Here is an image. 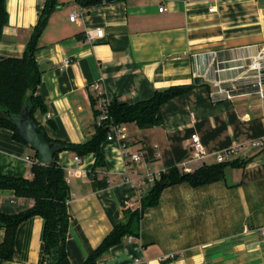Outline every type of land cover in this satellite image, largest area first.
I'll use <instances>...</instances> for the list:
<instances>
[{
	"label": "crops",
	"instance_id": "crops-1",
	"mask_svg": "<svg viewBox=\"0 0 264 264\" xmlns=\"http://www.w3.org/2000/svg\"><path fill=\"white\" fill-rule=\"evenodd\" d=\"M57 1L60 6L36 54L43 71L37 95L48 109L37 118L50 139L80 144L91 138L95 83L108 99L129 104L172 86H196L162 107L161 126L124 125L128 152L141 154L137 164L125 161L116 140L102 144L105 166L95 177L94 154L78 163L75 153L60 152L58 161L71 192L70 262L82 264L125 221L124 212L140 208L141 198L153 188L148 180L127 181L129 170L147 176L186 164L198 169L215 164V152L247 144L225 167L223 180L167 187L159 204L143 214L138 236H126L98 264H264V144L250 147L253 141H264V86L261 95L210 100L215 82L235 79L239 71L232 68L248 64L264 48V0H118L88 6L80 0ZM43 2L6 0L9 23L0 41L1 57L24 55ZM96 28L104 29L105 38L87 43L86 31ZM66 59L71 63L63 68ZM198 77L205 82L196 85ZM194 136L210 154L203 162L192 157ZM34 156L32 147L15 139L12 130L0 128V176L30 178L27 158ZM101 181L106 185L96 188ZM32 205L11 190H0V211L5 214ZM43 228L39 216L22 223L13 259L0 264H40ZM4 237L0 230V244Z\"/></svg>",
	"mask_w": 264,
	"mask_h": 264
},
{
	"label": "trees",
	"instance_id": "trees-1",
	"mask_svg": "<svg viewBox=\"0 0 264 264\" xmlns=\"http://www.w3.org/2000/svg\"><path fill=\"white\" fill-rule=\"evenodd\" d=\"M115 1L118 0H80L83 6ZM59 6L57 0H44L43 4L38 6L39 19L21 58L0 56V128L12 130L15 139L28 144L19 132L16 121V118L28 108L38 132L46 138L51 147H59L51 162L45 165L38 162L31 164L30 178L0 176V190H11L17 197L29 199L33 203L28 210L13 215L0 211V230L5 231L4 241L0 244V260L3 261L13 259L18 227L27 220L39 216L44 221L43 256L40 264H72L67 253V235L71 220L68 204L71 192L65 180V171L58 161L60 152L71 151L79 157L94 154L96 163L91 174L95 177L96 171L105 166L101 147L107 141L111 124L120 126L136 123L140 129L159 127L163 124L162 107L196 87L195 85L172 86L156 91L148 100L133 104L119 99L111 100L110 106L105 109L108 119L102 121L100 125L97 120L104 110L99 108L98 98L94 96L92 105L96 124L94 134L89 140L75 144L50 139L37 118V114L46 115L48 109L44 100L37 95L43 71L36 60V54L49 19ZM8 23L6 0H0V41ZM34 160H38L36 151ZM227 165L228 163L204 165L191 173L181 172L178 168L160 173V179L154 183L148 195L141 198L140 208L125 211V221L118 223L82 264H98L99 260L111 248L121 244L126 236H138L143 214L159 204L162 193L167 187L179 183L199 187L221 181L225 178ZM105 185L106 183L102 181L95 183L96 188H103Z\"/></svg>",
	"mask_w": 264,
	"mask_h": 264
},
{
	"label": "built area",
	"instance_id": "built-area-1",
	"mask_svg": "<svg viewBox=\"0 0 264 264\" xmlns=\"http://www.w3.org/2000/svg\"><path fill=\"white\" fill-rule=\"evenodd\" d=\"M164 8L160 9V12H163ZM215 8L210 9V12H214ZM77 18V14H73L70 17V20L72 22L75 21ZM105 38V31L103 28H96V29H90L86 31V39L85 41L87 43H92L94 41H100ZM71 63L70 59L64 60L62 63V67L65 68L69 66ZM233 70L239 71V75L231 80V81H225V82H215L214 89L210 93V100L213 103H217L220 101L225 100H232L235 97L238 96H244L248 94H262L263 86H264V48L258 52L257 55L251 58L248 64L245 65H238L232 68ZM92 90L94 92V96L98 98V106L101 110H104V113L99 117L97 120V123L100 125L102 121L108 119V114L105 112V109L108 108L111 104V100L108 99L103 93H102V87L99 83H95L92 85ZM194 115L192 114V117ZM108 141L116 140L121 144L122 154L125 161H131L134 164L139 163L141 161V154L140 153H129L128 152V145L126 143V133L124 125H110V132L107 136ZM264 141L262 139L253 141L250 144V147L253 149H259L263 146ZM249 145L247 144H240L235 145L233 147L224 149L222 151L215 152L213 154L215 164H225L229 163L232 160V157L242 152L244 149L248 148ZM190 151L192 154V157L194 161L203 162L204 159H206L210 154L202 144L201 140L194 136L191 143H190ZM30 164H33L34 162H38V160L31 159L30 157L27 158ZM75 160L80 163L81 158L77 156ZM196 169L193 168V166H190L189 164H186L180 168L181 172L184 173H191L195 171ZM126 179L129 182H135L138 184H142L145 181L150 182H156L160 179V174H150L147 176L136 174L133 169L129 170L126 173ZM108 184L111 183V181H107ZM141 190H139V193ZM128 205V202H124V206L126 207ZM262 236L264 239V230L262 231ZM134 238L133 236L129 237V240L132 241ZM175 257V256H171Z\"/></svg>",
	"mask_w": 264,
	"mask_h": 264
},
{
	"label": "water",
	"instance_id": "water-1",
	"mask_svg": "<svg viewBox=\"0 0 264 264\" xmlns=\"http://www.w3.org/2000/svg\"><path fill=\"white\" fill-rule=\"evenodd\" d=\"M203 78H195V84L200 85L204 83ZM18 123V130L26 140V142L32 147L34 151L38 154V163L47 164L51 162L54 158V155L58 152L59 147H51L46 138L41 135L33 121L31 120L30 112L28 108L22 112L20 117L16 118ZM50 261L48 260L47 263Z\"/></svg>",
	"mask_w": 264,
	"mask_h": 264
}]
</instances>
